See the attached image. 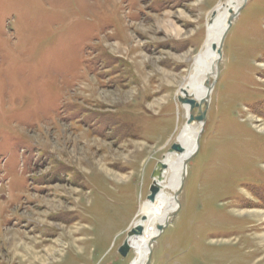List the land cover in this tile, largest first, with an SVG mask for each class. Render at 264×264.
Segmentation results:
<instances>
[{"label":"rangeland","instance_id":"1","mask_svg":"<svg viewBox=\"0 0 264 264\" xmlns=\"http://www.w3.org/2000/svg\"><path fill=\"white\" fill-rule=\"evenodd\" d=\"M228 2L0 0V264L134 261L118 248L179 153V86ZM242 4L149 264H264V0Z\"/></svg>","mask_w":264,"mask_h":264},{"label":"bare ground","instance_id":"2","mask_svg":"<svg viewBox=\"0 0 264 264\" xmlns=\"http://www.w3.org/2000/svg\"><path fill=\"white\" fill-rule=\"evenodd\" d=\"M238 1L241 0H229L227 4L218 6L214 10L215 15L212 22L207 23L206 38L202 49L195 55L190 72L182 80L178 96L184 95L183 90H186L188 95L195 99H199L205 94L207 90L205 79L208 76L214 78L215 72L218 71V55L216 51L211 49V45L213 42H218L222 31L226 27L227 19L231 15L228 9L235 11ZM184 108L187 116L189 106L186 104ZM196 131L193 124L184 126L179 135V139L181 140L180 145L183 147L182 152L177 153L175 159L168 157L163 161L166 163V168L162 171V179L158 181L160 190L153 201L146 199L143 203L141 210L143 218L146 220L139 219L137 223V225H141L146 230L147 223L151 222L147 230L148 233L147 235L131 234L127 238L128 244L136 252V258L131 264H146L151 250V239L159 233L157 225L170 221L172 212L178 207V202L173 198L172 194H174L180 182H182V161L192 152L196 151ZM168 173H170L169 176L167 175ZM166 189L171 194H168Z\"/></svg>","mask_w":264,"mask_h":264},{"label":"water","instance_id":"3","mask_svg":"<svg viewBox=\"0 0 264 264\" xmlns=\"http://www.w3.org/2000/svg\"><path fill=\"white\" fill-rule=\"evenodd\" d=\"M246 0H243V2H245ZM244 4L242 5H237V7L235 8V11H233V9H228V11L231 13V15L228 17L227 22H226V27L225 29L222 31L220 38L218 40V42H213L211 45V49L217 52V63L219 62L221 55H222V43L224 41V38L226 36V33L228 31V29L231 27L234 18L237 16V14L240 12V10L242 9ZM215 15V12L212 13V18ZM212 21V19H211ZM210 21V22H211ZM218 67V65H217ZM217 74V72H215V75ZM205 84L207 86V90L205 92V94L199 98V99H195L194 97L188 95V93L186 92V90H183V94L184 95H179L178 96V100L180 103H182L183 105H188L189 106V112L188 115L186 116V123L185 126L191 125L193 122H198L200 124V128L196 131V151L192 152L188 157H186L183 161H182V170H181V177H182V182H180L178 188L176 189V191L173 194V198L179 203L178 201V195L181 191L182 185H183V181H184V177L186 175V169H187V163L188 161L194 156V154L197 152L198 147H199V137L203 131V125H204V121L206 119V109L208 106V102L210 99V92L212 90V86L214 84V79L210 78L209 76L205 79ZM196 110L198 113H196ZM172 150H176L181 152L183 150V147L180 145V143H174L171 146ZM166 168V163L163 161H158L156 164V167L154 168L151 177H152V183L149 186V193L147 194V198L150 201H153L156 197V194L159 192L160 188H159V184L158 181L162 179V171ZM178 208V207H177ZM177 210V209H176ZM176 210H174L172 212V218L175 216L176 214ZM171 218V219H172ZM170 219V220H171ZM170 221H167L164 224H158L157 225V229L159 231V233L163 230V228L169 223ZM133 233L136 234H141L142 233V226L141 225H136L135 229H132V231L128 234L131 235ZM158 233V234H159ZM156 237H153L151 239L150 244L154 243ZM130 249V245L128 244V239L126 238L123 243L119 246L118 251L122 256H126L128 251ZM150 255H151V250L149 252L148 258H147V262L146 264H149L150 261Z\"/></svg>","mask_w":264,"mask_h":264}]
</instances>
